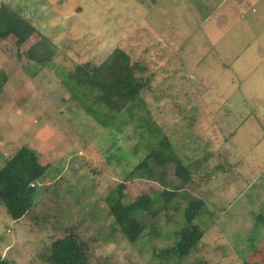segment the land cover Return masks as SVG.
<instances>
[{"label": "rangeland", "instance_id": "1", "mask_svg": "<svg viewBox=\"0 0 264 264\" xmlns=\"http://www.w3.org/2000/svg\"><path fill=\"white\" fill-rule=\"evenodd\" d=\"M25 3L38 17L53 8ZM65 9L58 26L39 23L58 27L46 33L55 49L48 64L25 58L37 35L20 50L13 36L0 43V167L22 146L47 166L23 217L12 220L0 205V255L46 264L50 242L73 227L93 263L264 264V0H70ZM118 46L145 81L142 104L134 116L107 113L104 127L61 78ZM163 137L190 180L182 183L173 163L154 168L157 181L126 177ZM123 181L125 202L182 187L157 216L143 213L135 242L110 228L106 196ZM190 200L203 202L193 221L203 236L181 260L159 257L179 240Z\"/></svg>", "mask_w": 264, "mask_h": 264}, {"label": "trees", "instance_id": "2", "mask_svg": "<svg viewBox=\"0 0 264 264\" xmlns=\"http://www.w3.org/2000/svg\"><path fill=\"white\" fill-rule=\"evenodd\" d=\"M35 28L19 17L18 13L8 9L0 10V39H6L12 35L15 38L16 47L27 42L34 35ZM37 39L28 47L27 59L37 64L46 65L52 60L55 49H51L50 39L41 32L35 33ZM61 78L62 85L69 91L71 97L81 105L83 111L98 124L106 126L109 119L115 118L117 113L125 111L129 116H134L136 107L142 104L139 88L145 83L137 78L136 65L131 63L129 53L125 49L115 47L106 58L99 63L89 61L77 64L74 69L67 70ZM99 106L105 108L100 112ZM101 108V107H100ZM141 116H143L141 114ZM140 117V115H139ZM147 128L153 129L155 124L147 121ZM168 163L175 164V175L182 179V183L190 180V174L182 160L173 152L168 139L163 137L155 145H150L147 155L126 173L130 179H145L157 181L154 177V168L165 166ZM47 170L42 165L37 154L29 147H19L0 167V205L12 220L23 217L33 206L36 185L41 183ZM124 181L117 184L116 188L106 196L108 215L113 220L110 228L113 232L118 230L129 242H135L146 227L143 219L145 211L150 212L151 217L167 209L170 202L179 194L180 185L169 189L163 187L159 193L160 202L155 201L153 188L125 202L123 192ZM203 202L190 200L183 211L184 224L178 232L179 240L159 257L174 255L177 260L196 246L203 232L193 223L199 215ZM88 241L79 237L73 227L67 229L64 236L50 242L45 256L46 264H101L93 263L88 256ZM0 264H9V261L0 255Z\"/></svg>", "mask_w": 264, "mask_h": 264}, {"label": "crops", "instance_id": "3", "mask_svg": "<svg viewBox=\"0 0 264 264\" xmlns=\"http://www.w3.org/2000/svg\"><path fill=\"white\" fill-rule=\"evenodd\" d=\"M77 1H79V0H74V2H77ZM18 2H20L19 5L22 6V8L18 5ZM67 2L69 3L70 0H47V3L51 4L53 6V8L51 10H47L45 8V12L43 14H46V15H41L40 16L41 18L43 16H45V17H43V18H46L44 20H42L40 17L34 15L33 14L34 12H32V10L30 9L29 6H28V8L26 7L25 0H17V1L16 0H0V10L1 9H9V10H12V11L17 12L18 15H19V17H21L22 19H24L25 21H27L28 23H30L35 28V31L33 32L34 35L37 32H41L42 34H45L46 35V33L54 32V31L57 32V28L58 27L53 28V30H51L50 28H46V30H44L45 27L39 26V23H41V24L44 23L45 24L46 22L49 21L48 22V25L53 26V24H54V27L55 26H58L59 25V22H58L59 21V18H58V16H65V17L67 16L66 9H65L66 6L68 5ZM36 17H38V19ZM143 28H145L146 31L151 32V28H147V27H143ZM48 30H51V31H48ZM10 36H12V35H10ZM3 40H5V39H3ZM3 40L0 39V43ZM152 41H155L156 43H159L160 42V43H163L164 44V42L166 40H161V38L156 37V38H153ZM14 45L16 46V44H15V38H14ZM20 46H18L16 48L19 49ZM164 46H165V44H164ZM120 48H122V47H120ZM122 49H124V48H122ZM21 52L22 51H20L19 52V56H17V58H18L17 63L18 64L19 63L20 64H24L26 62L25 60H23V61L21 60V59L24 58V54L21 53ZM14 55L16 57V54H14Z\"/></svg>", "mask_w": 264, "mask_h": 264}, {"label": "water", "instance_id": "4", "mask_svg": "<svg viewBox=\"0 0 264 264\" xmlns=\"http://www.w3.org/2000/svg\"><path fill=\"white\" fill-rule=\"evenodd\" d=\"M260 107V106H259ZM264 111V109L262 107H260V112Z\"/></svg>", "mask_w": 264, "mask_h": 264}]
</instances>
